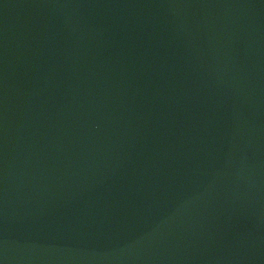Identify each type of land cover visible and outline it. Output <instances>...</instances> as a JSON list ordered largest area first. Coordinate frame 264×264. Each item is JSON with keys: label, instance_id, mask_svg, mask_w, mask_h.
Here are the masks:
<instances>
[{"label": "water", "instance_id": "1", "mask_svg": "<svg viewBox=\"0 0 264 264\" xmlns=\"http://www.w3.org/2000/svg\"><path fill=\"white\" fill-rule=\"evenodd\" d=\"M3 264H264V0H0Z\"/></svg>", "mask_w": 264, "mask_h": 264}, {"label": "snow or ice", "instance_id": "2", "mask_svg": "<svg viewBox=\"0 0 264 264\" xmlns=\"http://www.w3.org/2000/svg\"><path fill=\"white\" fill-rule=\"evenodd\" d=\"M0 264H3V261L2 260H0Z\"/></svg>", "mask_w": 264, "mask_h": 264}]
</instances>
